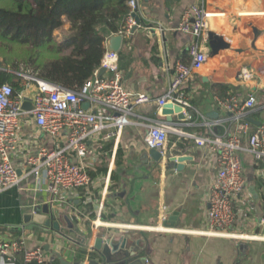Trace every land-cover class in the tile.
Here are the masks:
<instances>
[{"label": "crops", "instance_id": "crops-1", "mask_svg": "<svg viewBox=\"0 0 264 264\" xmlns=\"http://www.w3.org/2000/svg\"><path fill=\"white\" fill-rule=\"evenodd\" d=\"M198 2L137 0L140 27L122 40L118 51L124 87L154 100L166 92L173 65L189 61V40L174 30L182 12ZM204 3L211 14L207 20L206 62L183 88L193 108L191 117L179 119L172 114L169 121L154 103L134 109L129 117L131 124L117 140L95 145L97 158L85 164L90 185L61 194L53 207L35 177L28 176L18 186L1 191L0 240L17 239L26 250L40 249L46 264H88L91 246L100 232L104 237L145 239L147 264H264V179L262 164L256 163L250 153L240 154L246 192L235 204L237 222L230 232L236 237L194 233L203 230L206 197L216 172L214 156L198 148L189 136L202 138L210 131L222 134V126L213 124L227 116L217 107L215 98L227 95L241 99L248 94L255 96L257 107L248 114L249 127L254 131L264 126V0ZM63 20L64 26L53 34L57 42L69 30ZM243 68L253 73L254 81H238ZM33 94L31 86L23 94L24 101L31 104ZM163 121L173 130L164 152L189 158L183 162L182 172L167 169L165 163L142 166V154L149 151L144 144L146 125ZM17 140V149L9 158L19 176L28 172L27 156L41 147L51 150L63 145H54L29 115L20 118ZM70 158L78 163L76 157ZM44 205L54 210L53 219L41 212ZM47 220L49 227L44 224ZM53 222L58 229L52 227ZM72 232L75 239L70 238ZM22 262V253L16 254L14 264ZM0 264L9 263L0 256Z\"/></svg>", "mask_w": 264, "mask_h": 264}, {"label": "built area", "instance_id": "built-area-1", "mask_svg": "<svg viewBox=\"0 0 264 264\" xmlns=\"http://www.w3.org/2000/svg\"><path fill=\"white\" fill-rule=\"evenodd\" d=\"M129 12L124 21L122 39L130 38L133 29L139 28L135 16L139 15L137 0H128ZM211 14L207 11L204 0L186 8L180 17L175 32L186 36L189 43L186 47L188 62H176L171 69V77L165 93L156 100L146 93H135L124 87L119 70L118 53L105 51L99 68L87 79L78 90H66L51 82H45L32 76L20 75L24 80V90L14 95L9 85L0 86V192L18 186L24 178L35 177L43 184V190L49 197L48 204L58 202L61 194H69L79 188L90 185V176L85 172V164L95 160L96 144L117 140V136L131 124L130 116L136 108L154 103L160 113L165 105L179 107L182 117L190 118L193 110L183 88L193 80L194 74L200 71L206 62L205 44L208 42L207 20ZM103 70L102 76H98ZM238 81L251 83L255 77L246 68L240 70ZM34 86L30 111L22 109L23 94ZM217 107L223 110L225 119L214 126H222L220 135L213 131L202 138L192 137L198 148H203L214 156L216 176L208 189L206 197V214L203 230L188 231L201 236H229L237 222L235 204L246 192L240 154L250 153L256 163H261L264 179V126L250 130L248 114L256 109L257 99L252 94L246 98L226 96L215 98ZM88 105V109L83 106ZM29 115L37 128L54 145L51 150L41 147L26 157L28 167L26 175L19 176L13 167L10 154L17 149V130L20 118ZM172 125L163 121L146 125L144 144L148 150L164 149L169 135L173 133ZM186 136L185 134H178ZM70 156L78 159L71 161ZM177 231V229H167ZM240 238H243L240 237ZM22 253V264H46V258L40 249L26 250L21 240H0V256L9 264H14L16 254Z\"/></svg>", "mask_w": 264, "mask_h": 264}, {"label": "trees", "instance_id": "trees-1", "mask_svg": "<svg viewBox=\"0 0 264 264\" xmlns=\"http://www.w3.org/2000/svg\"><path fill=\"white\" fill-rule=\"evenodd\" d=\"M127 2L0 0V86L17 95L26 75L78 91L99 68L105 40L123 31ZM64 18L69 30L57 42Z\"/></svg>", "mask_w": 264, "mask_h": 264}, {"label": "water", "instance_id": "water-1", "mask_svg": "<svg viewBox=\"0 0 264 264\" xmlns=\"http://www.w3.org/2000/svg\"><path fill=\"white\" fill-rule=\"evenodd\" d=\"M135 22L137 25H140L139 18L135 16ZM137 29L135 27L133 32ZM122 37L120 35H112L107 39V50L110 52L118 53L122 46ZM104 73L103 70L99 71L98 76H101ZM88 105L83 106V109L87 110ZM32 104L24 103L22 109L25 111H30ZM181 109L179 107H172L171 105H165L161 111V115L168 118L171 121L172 114H177L179 119L183 117L180 115ZM188 157H175L171 156L168 153H162L161 149L149 150L142 154L141 162L143 167H149L152 164H161L165 163L167 169H174L177 172L183 171V162L188 161ZM42 213L45 215L51 216L53 219L55 217L54 210L49 207V205L42 206ZM39 211V210H38ZM37 212V211H36ZM68 222V221H67ZM46 227L50 226V221H44ZM69 228L71 225L69 224ZM52 227L58 229V224L53 222ZM70 238L75 239L74 232L71 233ZM78 240V239H76ZM83 240H81L82 242ZM145 239H134L133 237H124V236H109L104 237L103 233H99L95 239L93 245L91 246L92 257L88 264H147L148 253L144 249L146 244ZM85 246H88V243L84 242ZM145 251V252H144Z\"/></svg>", "mask_w": 264, "mask_h": 264}]
</instances>
